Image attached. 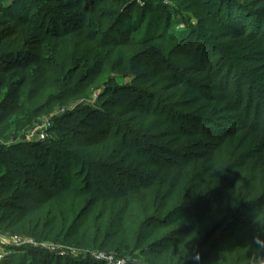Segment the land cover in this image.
<instances>
[{
    "label": "trees",
    "instance_id": "obj_1",
    "mask_svg": "<svg viewBox=\"0 0 264 264\" xmlns=\"http://www.w3.org/2000/svg\"><path fill=\"white\" fill-rule=\"evenodd\" d=\"M173 1L203 13L200 0ZM243 1L219 0L229 26L212 33V39H253ZM251 2L258 5L264 0ZM158 11L171 22L160 0H13L9 5L0 0V95L6 89L0 101V133L5 128L23 129L57 104L85 102L94 91L101 101L98 108L79 104L59 120V139L12 146L20 157L0 145V226L17 230L34 217L53 212V217L33 226L34 234L44 228L49 235L57 230L77 251L94 248L121 257L140 251L149 264H261L260 119L256 115L251 121L244 144L226 154L224 147L237 132L222 125L220 131L207 127L201 131L197 124L187 129L181 121L186 113L150 90L148 84L166 76L155 67L143 72L137 64L153 54L156 38L138 41L131 34L140 30L148 13ZM252 12L250 16H256ZM257 13L264 16V9ZM122 26L125 31H120ZM141 46L148 47L124 51ZM215 54L213 47L198 50L195 66L200 75L211 73ZM120 76L132 80L119 84ZM184 82H171L169 89H181ZM236 98L233 109L241 113L244 97L238 93ZM252 107V102L246 105L248 115ZM205 118L212 123L210 116ZM196 132L203 135L198 138ZM247 176L252 189H243ZM69 194L86 201V208L62 212L70 203ZM93 197L103 208L101 213L91 206ZM109 202H114L112 211ZM239 238L243 248L237 252ZM24 259L7 264H24ZM29 261L107 264L57 255L50 249L35 250Z\"/></svg>",
    "mask_w": 264,
    "mask_h": 264
},
{
    "label": "rangeland",
    "instance_id": "obj_2",
    "mask_svg": "<svg viewBox=\"0 0 264 264\" xmlns=\"http://www.w3.org/2000/svg\"><path fill=\"white\" fill-rule=\"evenodd\" d=\"M12 1L2 0L3 5H9ZM160 1L164 9L170 13L171 22H167L165 12L164 14L159 11L154 14L148 13L140 30L131 34V38L135 37L138 41H145L148 37L156 38L153 54L143 57L141 59L142 64L138 62L137 67L146 73L155 67L160 76H166V78H159L152 82L153 84H148V86L152 92L163 95L173 103L171 105L177 111L186 113L181 121L186 124L187 129H190V124H197L200 130L203 127H207L208 129L213 128L216 131H220L222 130L221 127H223L230 129V132H237L232 143L224 147L226 154L230 152H228V149L236 152L240 148V144H244L246 140L242 139L243 135H250L248 127L253 126L251 121L256 115L260 119L257 128L264 130V94H262L264 93V55L262 54L264 52V16L257 13L259 9H264V3L252 5L253 2L251 1L253 0L243 1L245 5L243 11L246 10L247 13V27H252L254 32L252 40L229 38L217 41L212 39L211 34L222 33L229 26L227 11L219 10V0H200L203 13H199L195 8H190L187 4H176L173 0ZM96 5L99 6L101 4L96 3ZM137 9L132 10L131 15L133 17H135ZM251 12L255 13L256 16H250ZM213 14L216 17H213ZM124 23L126 24L127 22L125 21ZM120 29V31H125L124 26ZM27 37L31 39L30 37L32 36ZM32 39L34 40V38ZM180 45L181 48L177 50ZM147 47H127L124 51L136 53ZM212 47L215 49L216 54L210 60L209 71L211 73L200 75L195 66L198 50L202 48L205 51ZM199 61H202L201 58ZM212 76L216 78L215 81L211 78ZM19 77L20 75L15 76L14 79L17 80ZM252 79L257 80L260 85L259 83L253 85ZM131 80L132 77H117L119 84L130 83ZM176 80L177 82L185 81L186 86L183 85L184 87L181 89H169L171 82L174 83ZM193 89H196L199 94H193ZM235 91H237L236 94H234ZM5 92L6 89L2 93L4 94ZM238 93H241L244 97L241 113L233 109V103L237 99ZM3 94L0 95V101L3 98ZM250 102H252L253 107L251 114L248 115L245 108ZM79 104L89 105L94 108L100 107L99 92H92L85 102L76 100L65 105L57 104L50 112L39 116L34 122L19 131L5 128L0 133L2 149L10 151L16 157H20V154L11 148L12 146L20 143H37L48 139H59L58 121L71 111H75ZM257 104L262 106L257 108ZM212 106L216 107V109L213 110ZM255 108L260 109L261 113ZM208 116H210V121L212 119V123L203 120L208 119L205 118ZM219 125L222 126L220 127ZM197 135L200 138L203 133L201 132ZM209 137L219 141L214 136ZM250 137V139H253L255 136L252 134ZM246 144L249 145L247 141ZM201 151L209 150L202 149ZM251 152L253 151L250 150ZM250 155L254 156L255 154L252 153ZM248 177L243 182V189H252L248 183ZM74 180L81 183L79 177L74 176ZM96 187L98 188V186ZM69 201L68 206L62 207L64 208L62 212L66 214L71 210L82 211L86 208V201H81L74 195L69 194ZM97 201V198L93 197L91 206L97 207ZM108 204L109 211H112L111 208L114 202H109ZM57 208L59 209L61 206L58 204ZM97 208L98 213L103 211L102 207ZM54 215L53 212L38 215L27 226H22L17 230H6L0 226V264L17 262L22 256L25 257L24 264H30L29 259H31L32 253L37 249H50L57 255H72L80 261L94 258L107 264H149L140 251L129 252L126 257L118 256L115 253L108 254L94 248L77 251L65 243L64 237H61L60 232L57 230H54L49 235L48 230L44 228L36 236L33 226L37 225L39 221L44 223V221ZM115 215H117V212ZM98 218L101 219V217ZM239 241H241L240 238L235 246L237 252L243 248Z\"/></svg>",
    "mask_w": 264,
    "mask_h": 264
},
{
    "label": "clouds",
    "instance_id": "obj_3",
    "mask_svg": "<svg viewBox=\"0 0 264 264\" xmlns=\"http://www.w3.org/2000/svg\"><path fill=\"white\" fill-rule=\"evenodd\" d=\"M261 264H264V261H261Z\"/></svg>",
    "mask_w": 264,
    "mask_h": 264
},
{
    "label": "built area",
    "instance_id": "obj_4",
    "mask_svg": "<svg viewBox=\"0 0 264 264\" xmlns=\"http://www.w3.org/2000/svg\"><path fill=\"white\" fill-rule=\"evenodd\" d=\"M44 137V136H43Z\"/></svg>",
    "mask_w": 264,
    "mask_h": 264
}]
</instances>
